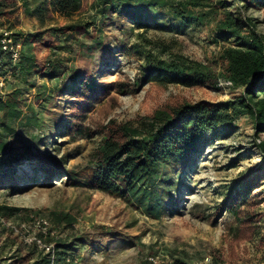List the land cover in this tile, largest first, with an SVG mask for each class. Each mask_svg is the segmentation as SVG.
<instances>
[{
	"label": "trees",
	"instance_id": "16d2710c",
	"mask_svg": "<svg viewBox=\"0 0 264 264\" xmlns=\"http://www.w3.org/2000/svg\"><path fill=\"white\" fill-rule=\"evenodd\" d=\"M17 2L41 26L29 32L14 31L22 41L16 62H12L0 44V79L11 85L6 94L0 91V159L6 162L0 169V186H18L12 178L16 172L12 163L17 158L10 154L17 150L20 156L34 162V174L25 186H49L62 177L67 185L98 189L159 219L166 210L165 197L168 195L173 200L171 186L176 185V181L166 187L160 185L161 180L171 181L163 171L166 168L180 171L204 137L235 132L237 120L245 116L253 125V144L264 157V34L257 31L256 20L249 14L250 10L264 8V0H0V18L11 16ZM88 5L94 13L86 18L51 23L55 14L70 17L86 12ZM162 14L183 26L207 25L212 21L213 42H224L217 59L211 63L195 60L172 51L161 40L148 37L147 31L162 19ZM109 21L119 25L129 21L138 30L132 43L113 35L121 55L140 61L133 77L111 79L110 67H105L99 76L88 65L74 68L67 64L74 58V43L79 35L92 38V43L79 41L83 55L103 44L102 27L96 24ZM47 22L51 24L46 25ZM37 77L44 81L37 84ZM221 78L230 80L231 88L236 90L223 101L202 98L160 105L136 125L115 119L103 124L89 122H93L90 116L99 104L116 101L117 95L136 94L147 83L217 87ZM32 89L35 90L33 103L25 97ZM46 110L64 136L102 134L94 166L87 174L65 167V158L45 155L30 144L15 146L18 128L42 127ZM256 184L247 177L235 185L217 205L212 222L216 223L223 211L238 220L241 195L249 198ZM16 211L19 208L0 205V213L7 218ZM58 219L65 220L70 227L75 222L69 214H60ZM107 232L120 238L129 236L117 229ZM75 238L83 241L82 237ZM54 240L53 258L34 245L26 250L18 247L10 253V239L6 237L2 241L0 233V264H74L67 259L74 256L72 249L77 243L61 237ZM11 241L15 243L16 237ZM260 242L264 246V236ZM175 262L191 264L181 258H175Z\"/></svg>",
	"mask_w": 264,
	"mask_h": 264
},
{
	"label": "rangeland",
	"instance_id": "374dc122",
	"mask_svg": "<svg viewBox=\"0 0 264 264\" xmlns=\"http://www.w3.org/2000/svg\"><path fill=\"white\" fill-rule=\"evenodd\" d=\"M87 7L86 12L70 17L55 14L51 23L86 18L94 13L89 5ZM249 14L256 20L257 31L264 34V8L250 10ZM161 17L147 31L148 37L161 40L172 51L195 60L211 63L217 59L224 42H213L212 21L207 25L183 26L167 14ZM0 22L11 26L14 31L22 32L33 31L41 26L36 17L25 13L20 2L13 7V14L0 18ZM51 23L47 22L46 25ZM99 24L96 26L102 27L103 44L90 54L83 55L79 51V41L92 43V38L79 35L74 43V58L67 64L74 68L88 65L99 76L105 67H110L112 72L108 77L111 79L133 77L140 67V61L136 57L121 55L114 44L113 35L124 37L132 43L138 30L133 29L129 21L122 25L114 21ZM94 33L98 32L94 30ZM80 76L83 78L84 74ZM36 81L40 84L44 80L37 77ZM10 88L7 82L3 93L6 94ZM34 91L32 89L26 93L27 102L33 103ZM235 92L233 88L220 85L186 87L150 82L136 94L117 95L116 101L99 104L91 113L93 122H89L91 125L95 122L103 124L115 119L131 121L136 125L140 118L149 115L160 105L202 98L220 102ZM34 105L39 108L37 103ZM44 117L45 125L40 128L19 127L15 146L30 144L45 155L65 158V167L87 174L94 166L102 134L97 133L94 137L80 134L64 136L47 110ZM237 125V130L227 135L204 137L180 171L173 168L163 171V175L170 177L171 181L161 180L160 185L166 187L174 181L176 185L171 186L173 200L165 195L166 210L159 219L149 217L136 206L98 189L67 185L62 177L56 178L54 184L49 186H25L34 174V162L20 156L17 150L10 154L17 158L12 163L16 167L12 178L18 186H0V205L19 208L12 216L15 220L27 221L32 213L48 217L61 238L77 243L72 249L78 259L74 264H148L146 257L152 253L168 255L174 260L181 258L191 264L206 254L212 256L210 264H264V246L260 242L264 236V157L253 144L250 119L242 116L237 120ZM5 166L6 162L0 159V169ZM247 177L257 183V187L249 198L241 195L243 200L238 220L223 211L217 222L213 223L217 205L233 191L235 185ZM60 214L74 217V224L70 227L65 220L60 222ZM110 229H117L129 236H112L107 232ZM0 233L2 241L9 237L10 253L18 247L27 249V245L11 233L3 230ZM14 237L16 242L11 243ZM75 237H82L83 241Z\"/></svg>",
	"mask_w": 264,
	"mask_h": 264
},
{
	"label": "built area",
	"instance_id": "2783aa9c",
	"mask_svg": "<svg viewBox=\"0 0 264 264\" xmlns=\"http://www.w3.org/2000/svg\"><path fill=\"white\" fill-rule=\"evenodd\" d=\"M0 44L4 51L9 53L12 62L19 60L22 48V41L16 37L14 30L9 28L6 24L0 23ZM6 81L0 79V91L3 93ZM218 85L222 87L231 88L232 83L228 79L221 78ZM9 232L19 238L25 245H34L43 253L52 255L55 247V240L60 237L58 229L52 226L48 217L40 213H32L26 221L15 220L12 217L7 218L0 213V231ZM148 264H180L168 255L149 254L147 257ZM73 263L77 262V257H69L67 259ZM212 256L209 254L193 264H210ZM54 264V263H52Z\"/></svg>",
	"mask_w": 264,
	"mask_h": 264
}]
</instances>
